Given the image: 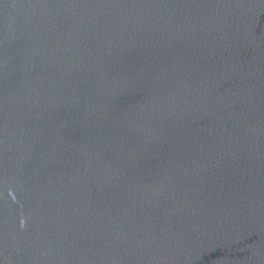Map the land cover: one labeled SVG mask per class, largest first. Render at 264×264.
<instances>
[{
  "label": "water",
  "instance_id": "1",
  "mask_svg": "<svg viewBox=\"0 0 264 264\" xmlns=\"http://www.w3.org/2000/svg\"><path fill=\"white\" fill-rule=\"evenodd\" d=\"M0 264H264V0H0Z\"/></svg>",
  "mask_w": 264,
  "mask_h": 264
}]
</instances>
